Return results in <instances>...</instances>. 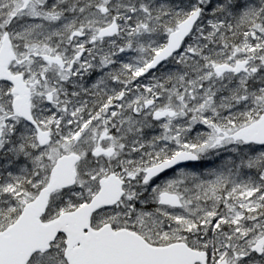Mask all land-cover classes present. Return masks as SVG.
Masks as SVG:
<instances>
[{"label": "snow or ice", "instance_id": "obj_1", "mask_svg": "<svg viewBox=\"0 0 264 264\" xmlns=\"http://www.w3.org/2000/svg\"><path fill=\"white\" fill-rule=\"evenodd\" d=\"M0 264H264V0H0Z\"/></svg>", "mask_w": 264, "mask_h": 264}]
</instances>
